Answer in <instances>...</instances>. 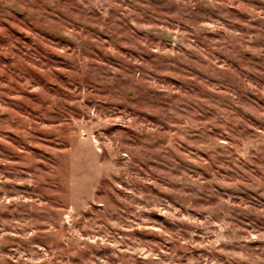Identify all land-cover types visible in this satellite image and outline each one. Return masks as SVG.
Instances as JSON below:
<instances>
[{
    "label": "rangeland",
    "instance_id": "1",
    "mask_svg": "<svg viewBox=\"0 0 264 264\" xmlns=\"http://www.w3.org/2000/svg\"><path fill=\"white\" fill-rule=\"evenodd\" d=\"M0 264H264V0H0Z\"/></svg>",
    "mask_w": 264,
    "mask_h": 264
}]
</instances>
